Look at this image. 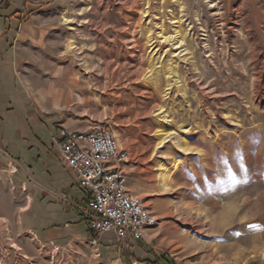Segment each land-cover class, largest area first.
<instances>
[{"label": "rangeland", "instance_id": "1", "mask_svg": "<svg viewBox=\"0 0 264 264\" xmlns=\"http://www.w3.org/2000/svg\"><path fill=\"white\" fill-rule=\"evenodd\" d=\"M5 1L0 147L16 159L0 152V264H102L25 208L48 177L20 129L38 90L114 133L156 218L132 250L113 237L106 264H264V0Z\"/></svg>", "mask_w": 264, "mask_h": 264}, {"label": "built area", "instance_id": "2", "mask_svg": "<svg viewBox=\"0 0 264 264\" xmlns=\"http://www.w3.org/2000/svg\"><path fill=\"white\" fill-rule=\"evenodd\" d=\"M54 140L64 165L73 171L87 201V242L100 256L99 238L107 233L119 240L142 241L144 232L155 226L156 218L126 182L127 152L107 127L93 125L84 131L60 127Z\"/></svg>", "mask_w": 264, "mask_h": 264}, {"label": "crops", "instance_id": "3", "mask_svg": "<svg viewBox=\"0 0 264 264\" xmlns=\"http://www.w3.org/2000/svg\"><path fill=\"white\" fill-rule=\"evenodd\" d=\"M33 2V0H23L21 6H31ZM5 3L6 1L3 0L0 6V12H3ZM15 11L19 10L16 9ZM45 94L49 96V99ZM34 96L36 102L34 109L35 112L28 115L27 127L24 126L25 128L21 127L20 129H23L24 137H29L33 144L35 143L37 145L39 150L38 159L39 161L44 160L45 163L43 164H45L47 168L48 177L46 176L45 180L43 179V182H37L34 180L38 187L37 191H39V193L37 191L35 192L36 195L38 194L36 200L39 202L33 207L35 200L31 193H28L29 201L27 200L25 208L32 206L33 210L30 214H32L33 220L35 218L34 213H36L38 207H44L46 214L48 215L46 217L48 226L51 225L57 227L63 223L69 228L67 230L70 241H82L84 239L87 241L91 235L88 227L89 219L86 208L87 201L89 200V192L87 190H82L79 187L76 175L62 162L61 154L54 140V135L60 127H65L68 130L84 131L91 127V122H79L72 116H67L62 113V106L58 96H51V93L46 91L40 93L39 90L35 92ZM43 129H47L50 136L49 138H45L44 135V138L42 137L40 133L42 132L43 134ZM18 131L22 134L19 129ZM2 150L3 149L0 147V152H2ZM3 151L6 152L4 155L7 156V158L16 159L6 150ZM3 165L4 161H0V166ZM6 178L7 175L0 172V181L3 189L7 188ZM22 187L24 188L22 191H26L25 183H20L19 187L14 188L18 190ZM37 187H33V190L37 189ZM19 198L18 196L12 197V207L16 205L20 207L21 200H19ZM2 200L5 204L7 202L10 204V200L7 201L6 198H2ZM49 235L51 234L49 233ZM106 235L108 236L102 240L104 242L101 243L100 238L98 240L102 264H106V260L110 259V255H114L115 251H117V245L112 243L113 237H115L114 234L107 233ZM102 236H105V234ZM119 241L122 242L124 247H128L129 249H131L134 246V243L137 242L136 240L123 239ZM71 249L72 252L77 251L78 253H88L90 250L89 247H73ZM118 249L120 250V248ZM118 256H120V254ZM114 263H117V260H114Z\"/></svg>", "mask_w": 264, "mask_h": 264}]
</instances>
